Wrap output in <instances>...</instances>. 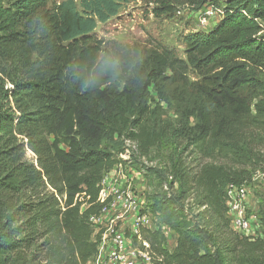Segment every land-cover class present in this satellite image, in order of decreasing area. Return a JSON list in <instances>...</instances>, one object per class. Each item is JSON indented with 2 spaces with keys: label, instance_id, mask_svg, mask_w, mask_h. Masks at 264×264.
<instances>
[{
  "label": "trees",
  "instance_id": "trees-1",
  "mask_svg": "<svg viewBox=\"0 0 264 264\" xmlns=\"http://www.w3.org/2000/svg\"><path fill=\"white\" fill-rule=\"evenodd\" d=\"M131 1L0 0V264L91 262L89 217L122 137L178 151L174 195L146 202L175 240L141 230L152 264H264V203L250 239L224 198L264 173V0H184L222 8L184 36V57L96 36ZM156 3L153 15L172 9Z\"/></svg>",
  "mask_w": 264,
  "mask_h": 264
},
{
  "label": "built area",
  "instance_id": "built-area-1",
  "mask_svg": "<svg viewBox=\"0 0 264 264\" xmlns=\"http://www.w3.org/2000/svg\"><path fill=\"white\" fill-rule=\"evenodd\" d=\"M217 11L222 14L218 8ZM206 20L203 18V23ZM123 141V150L118 154L120 161L103 175L100 182L97 200L103 207L98 215L89 217L97 240V251L88 264H152L150 246L142 239L141 230L160 229L164 234L168 232L169 236L171 233L163 224L157 223L156 215L146 206L143 190L136 186L142 173L130 164L129 159L131 151L137 149L136 141L130 138ZM169 178L172 180V176ZM177 187L175 181L173 186H162L168 196ZM224 198L231 229L250 239L257 237L261 221L250 204L248 183L227 184ZM188 201L193 202V198H188ZM170 241L175 242L172 237L169 245Z\"/></svg>",
  "mask_w": 264,
  "mask_h": 264
},
{
  "label": "rangeland",
  "instance_id": "rangeland-1",
  "mask_svg": "<svg viewBox=\"0 0 264 264\" xmlns=\"http://www.w3.org/2000/svg\"><path fill=\"white\" fill-rule=\"evenodd\" d=\"M158 1L135 0L129 2L120 9L115 18L105 24H98L95 30L96 36L104 40H115L129 45L157 41L175 50L179 57H184V36L191 32L208 29L221 15L217 8L222 11L220 6H213L209 3L193 6L185 3L184 0H167L172 5L171 11L156 16L149 9ZM207 12L209 13L207 14ZM205 17L207 20L203 23ZM123 140V137L119 140L122 150ZM173 148V144L167 143L149 149L147 154H141L138 146L136 151H131L130 164L142 173L136 186L140 187V191L143 190L145 203L159 195L168 196V192L162 186L164 184L173 186V178L170 180L169 176H172L171 167L178 152H175ZM28 156H31V153L28 152ZM182 156L187 161L199 157L192 153L191 147ZM176 186H179L178 182H176ZM248 187L250 204L254 209H258V206L264 203V173L256 171L253 174V180L248 183ZM174 191L173 189L169 195H174ZM165 235L169 236V233L167 232ZM170 238L171 235L168 239ZM172 245L171 242L170 246L172 247Z\"/></svg>",
  "mask_w": 264,
  "mask_h": 264
}]
</instances>
